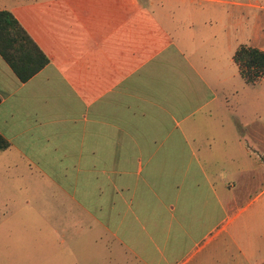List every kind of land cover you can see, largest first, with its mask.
<instances>
[{
	"label": "crops",
	"instance_id": "crops-1",
	"mask_svg": "<svg viewBox=\"0 0 264 264\" xmlns=\"http://www.w3.org/2000/svg\"><path fill=\"white\" fill-rule=\"evenodd\" d=\"M163 9L0 0L49 59L21 81L0 54V216L42 218L33 264H264V191L247 192L264 184L258 84L234 61L245 42L204 17L183 38ZM36 196L49 202L32 212Z\"/></svg>",
	"mask_w": 264,
	"mask_h": 264
},
{
	"label": "rangeland",
	"instance_id": "rangeland-1",
	"mask_svg": "<svg viewBox=\"0 0 264 264\" xmlns=\"http://www.w3.org/2000/svg\"><path fill=\"white\" fill-rule=\"evenodd\" d=\"M156 4H161L167 7V9L157 10L156 16L158 19L162 17L164 26H167L170 31H175L177 34L183 35V38H189L191 34L197 33L198 26L192 28L190 26V20L197 18H211L216 19V32L218 38H225L226 33L231 38H237L240 41H244L245 44L251 47H256L264 50V39L260 41L255 38L254 26H253V14L262 16L264 20V0H195L197 6L205 7L208 11V15L205 16H192L190 0H153ZM242 4H252L254 7L243 8ZM165 12V13H164ZM242 12L249 13V24H244L246 19V13L241 16ZM162 13V14H161ZM264 28V27H263ZM193 35V34H192ZM195 36V35H193ZM253 37V38H252ZM251 38V39H250ZM258 84L254 90L248 92V98L252 95L259 96V107L256 110L255 105L251 102L247 104L249 112H258L260 119L258 120L259 128L264 131V76H260L255 83ZM251 98V97H250ZM257 153V152H256ZM263 158L264 153L257 154ZM244 191V190H243ZM260 191H264L263 185H249L247 192L250 196L255 197ZM23 198V197H22ZM261 201H264V196ZM32 206L30 211L34 212L38 207H43L45 203L49 202L48 199L43 197H34L31 199ZM261 204V203H260ZM42 218L39 216H29L26 218H20L19 216L7 215L0 216V264H33L34 258V227L36 221L41 223ZM23 223V226H20ZM264 223V222H263ZM39 224L38 226H40ZM20 227L22 232H20ZM47 251V250H46ZM39 256V255H38ZM48 257V255H44ZM46 264V263H43Z\"/></svg>",
	"mask_w": 264,
	"mask_h": 264
},
{
	"label": "trees",
	"instance_id": "trees-1",
	"mask_svg": "<svg viewBox=\"0 0 264 264\" xmlns=\"http://www.w3.org/2000/svg\"><path fill=\"white\" fill-rule=\"evenodd\" d=\"M0 54L12 67L21 81H27L49 63L27 31L6 10L0 11ZM242 78L249 84L264 76V50L240 45L234 55ZM9 147V142L0 135V150Z\"/></svg>",
	"mask_w": 264,
	"mask_h": 264
}]
</instances>
